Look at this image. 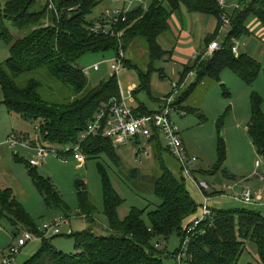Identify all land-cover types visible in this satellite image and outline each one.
I'll return each instance as SVG.
<instances>
[{
	"label": "trees",
	"instance_id": "obj_1",
	"mask_svg": "<svg viewBox=\"0 0 264 264\" xmlns=\"http://www.w3.org/2000/svg\"><path fill=\"white\" fill-rule=\"evenodd\" d=\"M104 1L52 0L55 9L49 10L47 5L41 4V0H7L4 7H0V41L8 46L9 51L8 58L0 64L1 105L11 116L39 122L37 133L43 143L52 146L76 144L78 136L99 108L112 98L119 99L116 75L86 90V76L76 66L79 58L87 53H117L116 36L90 33L94 22L87 18ZM236 3V8L228 15L217 0H150L146 10L139 6L129 12L124 23L114 26L115 34L122 33L120 47L125 52L133 42L143 40L149 59L147 73L138 70L130 60H124V66L127 69L134 67L139 76L140 88L135 92L148 89L150 74L155 71L153 62L163 60L170 54L163 49L160 38L170 31L172 15L183 8L191 14L214 18L216 29L204 39L202 53L182 67L179 84L191 72L195 81L179 94L172 105L174 111L184 112V115L197 112L193 107L185 106V103L196 88L206 81L219 82L224 70L232 72L243 83L252 85L258 77L260 65L245 54L234 57L231 47L233 41L247 35L245 24L249 17H254L264 28V0H236ZM224 15L229 18V30L221 42V48L211 56H203L207 46L218 37ZM8 22L17 37L7 28ZM40 70L46 71L51 78L68 88L74 98L63 103H49L39 94V83L34 80H30L25 87H18L15 82L17 77ZM158 71L160 78H164L162 70ZM261 107V98L253 94L246 131L256 155L264 161V114ZM131 109L136 115L152 113L143 105ZM148 141L156 142L160 175L152 186V194L159 203L146 213V221L143 218L145 210L135 208H131L123 219L119 218L118 209L123 205V200L112 190L104 169L98 165L103 184L102 215L107 221L109 235H96L92 226L78 233L71 231V234H65L74 241L75 251L69 255L57 251L50 240L43 238L37 252L24 264H43L46 261L48 264H162V251L157 250L155 245H161L159 242H166L172 235H177L183 241L184 231L195 219L200 206L187 192L186 178L181 168L176 177L164 166L159 155L163 150L169 151L161 149L159 138L156 136ZM81 150L85 160L103 155L114 165L117 164L115 149L104 138H88L81 144ZM218 158L221 166L224 161L222 142L219 143ZM26 168L46 206L62 209L68 218L70 210L62 203L49 180L40 177L36 168L28 164ZM216 169L211 167L204 172L194 168L193 174L211 175ZM222 173L229 178L226 172ZM136 175L134 172L133 176ZM81 188L77 193L78 211L75 218H83L93 225L97 210L83 186ZM217 194L214 192L211 195ZM1 219H6L12 227L13 239L23 231L39 235V229L11 187L0 186ZM200 230L204 234L192 238L188 244L189 258L186 264H238L247 243L256 247L257 263L264 264V216L260 213L247 209H216L211 222L202 225Z\"/></svg>",
	"mask_w": 264,
	"mask_h": 264
},
{
	"label": "rangeland",
	"instance_id": "obj_2",
	"mask_svg": "<svg viewBox=\"0 0 264 264\" xmlns=\"http://www.w3.org/2000/svg\"><path fill=\"white\" fill-rule=\"evenodd\" d=\"M6 1L0 0L1 8L4 7ZM145 2L148 7L150 0H146ZM236 6V0H225V4L222 7L228 15L231 14ZM37 7H39V4H37ZM122 8V2L110 4V2L104 1L92 10L87 19L94 22L105 10H120ZM226 18L229 21V18ZM245 27L248 32L247 35L235 41H238L240 53L249 56L260 65V71L254 83L247 85L229 70H224L220 74L219 82L206 81L203 85L196 88L185 103V106H191L197 112L188 113L183 116L176 114L170 116V121L177 126L189 155H194L197 159L193 168L204 172L208 171L211 167L217 168L216 172L211 175L200 176L193 174L195 180L213 185L212 188L219 191H222L223 187L227 184L232 183L233 179H236L237 183L242 182L244 179H249L248 185L246 184L247 187L253 189V186L258 184L261 189L264 188V183H259L255 177H252L255 172L256 161L260 163L259 170H257L258 173L264 175V161L256 155V151L246 131L251 117L250 98L253 94L261 98V110L264 114V28L254 17L247 19ZM7 28L17 37L9 22L7 23ZM228 30L227 28L224 33L218 34V37L213 42L216 41L221 45L222 43L220 42H223L228 34ZM124 55L125 59L130 60L141 72L147 73L149 71V59L143 40L129 45ZM8 56V46L0 41V64H3ZM115 58L116 54L114 51L87 53L79 58L76 66L81 70H89L99 64L97 71H93L92 69L88 71L86 90L97 86L101 81L106 80L114 74L110 66ZM186 61L187 57L184 54L176 53L173 54V58L171 59L170 54H168L164 60L154 61L152 68L155 71L150 74L148 89H140V91L135 92V103L129 107L135 109L140 104L148 111L152 113L156 112L159 109V100L171 92V84L180 85V74ZM158 70H162L164 78H160ZM116 79L124 95L127 94V91L132 86L137 90L140 88L139 76L134 67L130 69L121 67L116 74ZM30 80L39 83V94L49 103H63L74 98V95L68 88L51 78L44 70L19 76L15 79V82L18 87L22 88ZM194 81L195 76L192 74L188 78L186 87L182 89V92ZM1 101L2 93L0 91V137L6 131H11L15 134L22 133L30 138L36 137L39 122H29L20 117L9 115L4 106L1 105ZM126 105L129 104L126 103ZM220 142H222L224 147V161L221 166L219 165L218 158ZM159 143L161 149H166V143L162 136L159 138ZM155 148L156 142L139 138L137 147L127 144L115 150L118 160L116 165L106 156L102 155L96 159H86L85 162H78L70 157L66 161L49 157L36 167L37 174L49 180L55 191L60 195L62 203L70 210L71 214L66 218L62 209H51L46 206L43 196L35 189L26 168V164L32 159V152L18 147L13 151L14 156L12 153L9 154L8 163L23 190L26 192L27 197L24 198L16 194L14 190L13 192L39 230L45 224H52L57 219L66 218L70 219V228L73 233L81 232L92 226L93 232L96 235L107 236L109 235V231L107 221L102 215L103 184L98 171V165L104 169L112 190L123 200V205L118 209L119 218L123 219L131 208H135L140 211L145 210L143 218L146 221V213L159 203L152 194L153 182L160 175L158 155ZM140 152H146L147 155H140ZM138 155L141 156L140 162L136 161ZM160 156L164 166L177 177L180 171L178 161L165 150L161 151ZM134 172L137 173L136 176H133ZM222 172H226L229 178L225 177ZM1 180L2 177L0 176ZM4 183V186L11 187L6 181ZM244 183L246 182L240 184L244 185ZM82 186L97 210L94 215L93 225H90L83 218H75V213L78 211L77 193L82 189ZM185 188L199 207L203 199L196 184L189 178H186ZM210 206L221 210L247 209L264 216V208L252 205L243 206L228 198L212 200ZM199 217L200 208L194 218ZM61 231L63 233L62 236L47 237V239L50 240L51 245L57 251L65 255L73 254L75 251L74 241L65 236V227H62ZM37 236L41 237V239L44 237L42 233H39ZM15 241L16 238L13 239L12 227L6 219H1L0 264L4 258H7L8 248ZM181 243L182 240L177 235H172L166 242H159L161 244L160 250L162 251V264H176L174 256L180 251ZM39 247L40 241L26 244L15 256L12 264H24L37 252ZM43 264L48 263L46 261ZM238 264H258L257 251L253 244L247 243L245 245Z\"/></svg>",
	"mask_w": 264,
	"mask_h": 264
},
{
	"label": "built area",
	"instance_id": "obj_3",
	"mask_svg": "<svg viewBox=\"0 0 264 264\" xmlns=\"http://www.w3.org/2000/svg\"><path fill=\"white\" fill-rule=\"evenodd\" d=\"M110 4L123 3L122 9L105 10L94 21L90 28L91 34H104L116 36L118 38V46L116 58L112 62L110 69L116 75L121 67H124L125 55L120 47L121 32L115 34L114 26L119 23H124L126 15L131 12L135 7H141L143 10L147 9L146 0H106ZM220 6H224L225 0H217ZM42 4L47 5L49 10H54L52 0H41ZM229 26L228 19L222 17V25L219 30V35L224 33ZM221 48L218 42L214 41L209 44L206 50L203 52V56H211L212 53ZM231 53L234 57H238L239 52L238 41H234L231 47ZM199 54L194 55L192 59H196ZM98 65L93 66V71L98 70ZM89 69V70H90ZM89 70H82L83 74L87 76ZM192 72L184 79V81L178 84H171V92L162 98L160 101V109L157 112L149 115H136L133 110L126 105L124 93L119 88V99H110L107 104L102 105L96 112L92 120L87 124L86 129L78 136L76 144L71 146H52L40 141L37 136L35 137V143H32L24 134H11L8 136L6 143L11 149L18 147L29 150L32 152V159L28 162L29 167L36 168L49 157L57 160L66 161L67 158H72L78 162H85V157L82 154L81 144L90 137H101L111 142L112 148H121L127 144L137 147L138 139L150 140L153 137H163L166 143V149L169 153L178 161L182 174L185 178H189L196 184V187L202 195L203 202L200 205V217L194 219L185 229L183 241L181 243L180 251L174 256L176 264H186L188 257V244L194 237H199L204 234L203 230H200L202 225L211 222L212 214L217 208H212L210 202L212 200H219L220 198H228L234 202H237L243 206H255L264 208V189L259 191H253L247 186H243L240 183L232 182L223 187L222 191H216L212 188L213 185H208L202 181H196L193 176V166L197 159L187 154L181 139L180 132L177 126L170 121V116L176 114L183 116L184 112H175L173 104L177 100L182 89L186 87L187 80L192 76ZM132 90L127 91V95L131 98ZM147 155L146 152H140V155ZM136 157V161L140 162L141 156ZM260 167L258 161L255 162V177L260 183H264V175L257 172ZM214 192H218L217 195H211ZM65 227V234H71V228L69 226V220L66 218L57 219L52 224H45L39 230V233L43 234V238L56 237L62 235L61 228ZM199 229V231H198ZM41 237L23 231L19 237H16V241L8 248V256L4 258L1 264H12L15 256L20 250L26 246V244L34 241H40ZM157 250L161 249V245H155Z\"/></svg>",
	"mask_w": 264,
	"mask_h": 264
},
{
	"label": "crops",
	"instance_id": "obj_4",
	"mask_svg": "<svg viewBox=\"0 0 264 264\" xmlns=\"http://www.w3.org/2000/svg\"><path fill=\"white\" fill-rule=\"evenodd\" d=\"M215 29H216V20L214 18H212V17L207 18L205 16L195 14V13L191 14V13H188L185 9L184 10L180 9L177 12H175L172 15V17L170 18V31L167 33L166 36H163L161 38L160 43H161L163 49L170 52V59L173 58V54H175V53L181 54V55L184 54V56L187 57V61L184 63V65H185L191 60V58H193L194 55L202 53V51L204 50V48H203L204 39L208 35H211L215 31ZM164 58H166V57H164ZM129 89L132 90V93H134L136 90V88L134 86L130 87ZM132 93H131V98H129L127 94L124 95L125 103L129 104L127 106H131L135 103L134 102L135 93L133 95H132ZM165 96H163V97H165ZM162 98L159 100V109H160V101L162 100ZM136 108H138V106H136ZM159 109L157 111H159ZM11 134H15V133H13L11 131H9V132L6 131L0 137V176L2 177V180L0 181V186L3 187L5 185L4 181H6V183L12 187V189L14 190V192L16 194H19L25 198V197H27V194L23 190V188H22L19 180L15 176V174L10 169V166L8 163L9 154L10 153H12V155L14 154L13 153L14 149H11L8 146V144L6 143L8 136ZM20 134H22V133H20ZM25 136L32 143H35V137L30 138L27 135H25ZM181 139H182V137H181ZM182 143H183V146H184L187 154L189 155V152L186 149V146L184 144L183 139H182ZM118 149L119 148H117L115 150H118ZM190 156L195 157L194 155H190ZM233 178H235V177H233ZM248 181H249V179H244L242 182H246V183H244L243 186H247ZM233 182H237V180L235 179ZM242 182H240V183H242ZM257 182H259V181L257 180ZM252 190L253 191H259L262 189L258 184H255L253 186ZM216 191H218V190H216Z\"/></svg>",
	"mask_w": 264,
	"mask_h": 264
}]
</instances>
